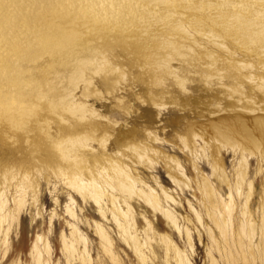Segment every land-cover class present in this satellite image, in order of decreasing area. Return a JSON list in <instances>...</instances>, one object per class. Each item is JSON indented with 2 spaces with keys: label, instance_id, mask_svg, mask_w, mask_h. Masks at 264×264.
<instances>
[{
  "label": "rangeland",
  "instance_id": "1",
  "mask_svg": "<svg viewBox=\"0 0 264 264\" xmlns=\"http://www.w3.org/2000/svg\"><path fill=\"white\" fill-rule=\"evenodd\" d=\"M233 3V9H242L253 2ZM208 5L212 3L206 0L193 8L207 25L181 15L186 30L164 26L146 43L134 38L114 42L97 54L101 65H83L91 85L83 95V83L78 81L74 97L85 104L76 111L77 116L85 114V119L58 129L53 110L44 107L37 111L43 122L34 130L31 143L21 140L25 131H18L15 141L0 143V192L5 199L0 264H36L30 252L36 239L39 246L48 242L43 256H48L49 264H68L61 242L62 234L69 237V223L76 225L86 244L83 264H167L169 255H164L162 242H157L159 235L186 253L193 264H264L263 250L253 256L232 246L226 255L204 210L201 188L207 181L215 191L232 195L235 238L237 227L246 219V232L251 233L252 225V241L258 240L264 202V58L217 22L222 16L208 17ZM239 18L247 17L235 16ZM66 73H62L65 78L69 77ZM71 79V83L76 81ZM61 82L49 83L47 91L62 93ZM246 127L253 135L244 132ZM78 142L91 145V154L108 151L116 163L152 187L175 214L179 232L160 211L133 197L137 229L142 234L146 228L152 235L153 254L146 250L147 262L142 263L120 237L109 213L101 217L70 186V169H59L61 148L72 153ZM95 165L101 168L109 163L99 158ZM107 169L114 176L116 169ZM241 172L238 192L235 183ZM162 188L175 202L164 199ZM247 192V210L242 214ZM116 194L121 196L118 190ZM96 222L109 234L110 250L101 246ZM242 240H246L244 235Z\"/></svg>",
  "mask_w": 264,
  "mask_h": 264
},
{
  "label": "bare ground",
  "instance_id": "2",
  "mask_svg": "<svg viewBox=\"0 0 264 264\" xmlns=\"http://www.w3.org/2000/svg\"><path fill=\"white\" fill-rule=\"evenodd\" d=\"M202 1L206 0H0V143L15 141L18 131H25L21 140L31 143L34 130L40 129L43 122L37 111L44 107L49 106L53 110L58 129L63 124L72 127L85 119L83 113L76 115V111L85 104L76 101L74 97L78 81L83 83V95L91 85V78L83 74L82 66L89 62L94 66L101 65L97 54L114 42L134 38L146 43L164 26L186 30L181 15L190 17V21L195 24L200 22L207 25L193 11ZM236 1L207 0L212 5L207 6L205 13L208 17L222 16L217 22L224 24L235 38L244 41L263 60L264 0H252L251 6L233 9V2ZM175 6L184 9L178 11ZM256 11L261 14L255 13ZM251 13L255 16L249 18L248 14ZM226 15L230 18L225 19ZM238 15H245L247 18L235 19ZM158 19L161 20L157 21L160 24L154 22ZM192 39L198 42L197 38ZM66 71L71 80L76 79L75 82L71 83L69 77L65 78L62 73ZM55 81L62 83V93L59 90L47 91L46 86ZM32 96L39 98L34 100ZM244 132L253 135V131L247 127ZM101 145L105 150L103 141ZM74 150L71 153V149L61 148L58 164L61 171H64L63 166L70 169V186L84 201L92 203L101 217H106L109 213L120 237L142 263L147 262L146 250L153 254L149 246L152 235L148 234L146 228L142 230V234L137 229L131 204L133 197L141 198L152 209L160 211L166 222L179 232L175 214L162 203L152 187L127 167L116 163L108 151H103V155L91 154L93 147L86 142L76 143ZM99 158L108 161L109 166L97 168L95 162ZM107 167L116 169L114 176L109 175ZM221 176L219 177L223 179ZM242 177L243 172L236 179L235 189L238 192L239 179ZM171 178L173 181L177 180L173 175ZM248 185L250 186V182ZM117 190L121 196L116 194ZM201 192L205 213L218 231L226 255H230L228 250L232 246H236L241 253L247 250L253 256L255 252L264 251V202L261 205L259 237L253 243V226L250 225L251 233L246 232V225L249 223L246 219L237 227L236 238L233 235V198L230 192L223 195L215 191L207 181L203 182ZM1 194L0 192V229L5 216V199ZM162 194L166 201L175 202L166 189L162 188ZM248 197L247 192L242 214L247 210ZM72 199L69 195V200ZM66 210L73 214L68 205ZM196 215L200 220V216ZM95 224L101 246L110 250L112 241L109 234L100 223ZM185 234L189 238L187 230ZM243 235L246 237L245 241L242 240ZM81 237L76 225L69 223V237L62 234L61 242L68 264L77 261L83 264L85 255L88 254ZM168 240L161 235L157 240L163 244L164 255H169L166 258L167 264H193L186 253L175 246L171 247ZM47 248V241H44L43 246L37 244V239L32 243L30 252L36 264H49L48 256H43V250Z\"/></svg>",
  "mask_w": 264,
  "mask_h": 264
}]
</instances>
